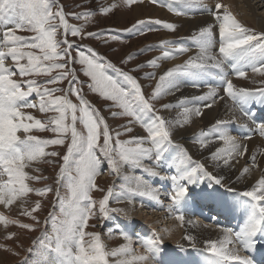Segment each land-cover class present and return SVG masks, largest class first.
<instances>
[{
	"label": "snow or ice",
	"instance_id": "1",
	"mask_svg": "<svg viewBox=\"0 0 264 264\" xmlns=\"http://www.w3.org/2000/svg\"><path fill=\"white\" fill-rule=\"evenodd\" d=\"M121 2L130 7L142 0H121ZM152 2L158 3L159 0ZM175 3L195 6L202 4L203 0H175ZM119 6L114 0L108 6H101L98 11L107 14ZM54 8L57 10L53 11ZM168 10L177 16L187 15L186 11L171 5L168 6ZM206 11L211 13L219 30V56L212 52L214 25L200 27L188 38L196 48L195 56H189L183 64L169 68L160 74L158 79L155 72L145 74L147 79H156L151 96L146 97L136 77L130 72L123 71L94 49L89 47L85 50H77L75 57L71 54L75 45L68 40V35L79 36L81 39L109 36L115 41L120 38L117 33L111 30L85 33L82 26L77 27L68 22L59 0H0V24L5 25L0 39V205L7 208L30 192L42 196L53 191L50 187L40 189L30 187L29 181H39L42 177L32 175L26 169L31 167L33 162H39L47 156H57V152H47L46 148L54 145L64 146L67 141L57 184L66 188L68 195L62 197L59 188L55 192L63 219L57 220L54 213L49 214L53 223V235L46 237L48 245L45 252L48 255L38 264H139L150 258L146 255H135L129 244L108 250L102 243L99 233H86L84 229L88 226V220L95 214L94 209L97 204L92 199L91 192L94 189L103 191L98 189L95 178L100 173L104 160L114 173L119 172L124 165L143 168V160L146 158H154L159 162L163 153L167 151V146L173 144V128L189 123L193 116L203 115L200 107L187 106L190 101H203L204 108H211L216 99H223L217 95L214 86L208 85L209 90L206 93L191 98L181 97L175 105L163 104L162 109L172 107L181 109L175 118L165 119L158 114L151 101L179 91L181 77H190L193 80V87L197 89L201 87L200 84L195 83L198 80L205 77L218 79L224 85L226 96L233 102V109H238L241 115L255 124L261 135H264V120H255L254 113L246 108L252 101L264 103V86L257 89L236 88L232 80L226 79L225 72V67L230 66L235 76L246 78V70L250 68L252 72L264 76V32L257 33L245 27L219 0L212 9ZM93 14L91 10L71 13L77 20L82 17L89 18ZM9 24H13L14 28H7ZM146 24L159 25L169 31H175L177 28L175 23L159 19L154 21L141 19L124 31H138L140 34L152 31L150 27H142ZM61 29L62 38L58 39ZM16 30H28L34 35L30 38L21 37L15 34ZM105 42L107 43V40ZM157 47L161 49L160 56L154 57L146 64L137 65L131 71H139L145 66L159 68V61L175 59L177 55L191 50L183 43L176 45L175 41L169 40L161 41ZM25 49L30 50L25 51ZM8 59H11L14 67L6 64ZM126 59L130 60L132 56ZM22 61L26 62L22 63ZM75 63L81 65V71L89 78L88 88L112 102L109 110L113 117L131 118L122 126L123 131L132 132L131 125L136 123L144 129L147 136H134L128 140H121L119 137L122 133L117 131L115 139L113 138L105 118L85 99L82 89L76 87L81 82L76 76L75 68L69 67L70 64ZM110 72L116 75H111ZM17 74L22 78L46 76L47 79L42 84L36 79L18 81L13 78ZM65 80L69 83L67 90L44 86L62 83ZM261 84L264 85V80ZM56 92L65 94L56 96L54 95ZM33 94L39 98L38 107L41 112L56 113L49 117L46 123L22 111L23 108L37 107L28 100ZM70 95H75L79 103H74ZM112 108H119L120 111H112ZM234 123V118L218 119L208 129L197 134L195 142L202 148L212 140L223 142V147H218L211 153L213 161L222 160L225 165H230V161L235 157H243L247 154V145H242L230 134V126ZM78 124L83 126L84 131L78 129ZM244 127L247 128L248 125ZM34 129L51 131L54 136L48 139L39 138L30 134ZM21 132L24 135H18ZM174 146L179 150L173 157L177 175L169 177L174 185L175 195L171 197L174 205H178L188 192V188L179 181H187L195 185L207 177L209 188L224 187L221 177L214 176L203 164L193 161L192 156L181 145ZM97 152L100 155H97ZM259 154L264 155V152ZM256 157L257 153H252L251 162L254 166H258ZM192 164H195V167H192ZM143 170L152 176L158 175L153 169ZM248 171L247 167L243 169L244 173ZM124 179L125 187L122 191L115 192L113 187H109L107 193L99 200L98 211L102 214V218L109 219L110 213L123 211L119 208H110V198L117 203L122 202L123 199L131 202V196L137 194L158 199L146 182L132 178L136 181L135 187H126L131 180L127 176ZM227 191L233 190L228 188ZM239 195L249 198L248 201L243 202L247 210L243 226L234 234L235 241L226 236L219 245L216 241L205 242V250L209 254L206 264H233V262L252 264L248 257L237 255L234 250H229L227 245L237 242L248 250L254 246L253 238L257 234L264 235V176H261L250 190L243 191ZM39 207L40 204L37 202L32 211H37ZM24 214L31 215V212ZM176 219L183 222L185 214L179 212ZM0 222L15 223L3 214H0ZM21 226L31 230L30 225ZM121 235L125 241L131 239L127 233L122 232ZM86 236L90 237L87 241ZM157 243L156 239H146L144 247L148 253L155 254L158 250ZM29 251L31 252L32 249ZM110 257L114 259L110 260Z\"/></svg>",
	"mask_w": 264,
	"mask_h": 264
},
{
	"label": "rangeland",
	"instance_id": "2",
	"mask_svg": "<svg viewBox=\"0 0 264 264\" xmlns=\"http://www.w3.org/2000/svg\"><path fill=\"white\" fill-rule=\"evenodd\" d=\"M113 2L114 0H59V4L62 5L63 7V11L65 13L66 19L71 25H75L77 27L82 26L83 31L85 33L98 32L102 30H111L112 32L117 33L120 37L118 40L113 41L110 39L109 36H100L99 38L87 37L81 39L79 36L68 35L67 37L68 40L73 42V44L75 45V47L72 49L71 54L72 56L75 57L77 56V50H85L86 48L89 47L94 49L97 53L104 56L107 60L111 61L117 67L121 68L125 72H130L131 75L136 77V79L138 80V82L140 83L143 89L144 95L146 97H150L155 87L156 79H147L145 78V74L155 72L156 76L158 75L157 76L158 79L159 75L167 71L169 68L162 72H160L158 68H152L148 66H145L139 71H135V72H132L131 70L134 69L139 64H146L147 61L153 59L154 57L160 56L161 49L157 46L161 43V41L164 40L175 41L176 45H179V43L186 44L187 46L190 47L191 49L190 51H196V48L194 45L191 44L190 40L188 39L190 36H178L179 33H176V31H169L164 29L162 26L155 24H146L142 26L144 28L150 27L153 29L152 31H145L143 34H140L138 31L136 32L124 31L125 29L129 28L132 24H134L137 20L151 19L154 21L156 19H159L157 17L146 18L144 16V12L147 11L150 7L153 8L154 6L166 11L165 7L160 4V0H159L160 5L158 3H153L152 0H142V2L132 5L130 7L125 6L121 2V0H115V2H117L120 5L119 7L115 8L114 10H112L107 14H101L98 11V9L101 6H108ZM172 2L174 3L173 7L181 8L182 10L187 12V15H181V16L196 17V18L210 17L211 21H213V24H215L211 13L209 11H206V9L208 8L212 9L218 1L217 2L215 1L212 5L207 3H202L199 5H195L193 7L175 3V0H172ZM219 2L223 3V1L221 0ZM146 4L149 6V8H147ZM144 6L146 7V9H144ZM133 8L139 9L140 11L139 12L140 16L134 22L132 21L131 18V15L133 13L132 12ZM56 10H57L56 8L53 9V11ZM89 10L93 11L94 13L89 18L82 17L81 19L77 20L73 18V16L71 15V13H82L84 11H89ZM200 11H202L203 13ZM259 12L261 11L259 10L258 13ZM170 15L177 16L172 12H170ZM161 21H165V20L162 19ZM250 24L251 26L248 25L247 26L248 28L254 27L255 29L256 28L258 29L256 25H253L252 23ZM7 28H14V25L9 24L7 25ZM215 28L217 30L213 32V35L219 37L218 27L215 26ZM4 30H5V25L0 24L1 36ZM252 31L259 33L257 30H252ZM62 33L63 30L61 29L60 33L58 34V39L62 38ZM15 34L25 38H30L34 35L33 32L28 30H16ZM212 38L214 42H219V40L215 39L214 37ZM106 40L107 43L105 42ZM29 50L30 49H25V51H29ZM190 51L181 55H177L176 58L185 55L186 56L185 60H187L188 57L191 55ZM128 56H132V59L127 60L126 58ZM23 62L26 61H22V63ZM179 64L181 63H178L177 65ZM10 65L13 66L12 61L10 62ZM174 66H171V68ZM69 67L75 68L76 76L81 82L77 84L76 87L82 89V95L85 97V99H87L90 102V104L93 105L96 109H98L99 112L103 115V117L105 118V120L109 125V128L113 134L114 139H115V133L117 131H120L122 133L121 136L119 137V139L121 140H128L130 137H134V136H147V133L144 131V129L139 124L136 123H133L131 125L132 132L130 133L124 132L122 126L125 125L128 122V120L131 118L127 116L113 117L111 115V111L109 110L110 106L112 105V102L105 100L98 93L93 92L88 88L87 85L90 81L89 78L86 77L81 71V65L79 63H75V64H70ZM110 74L114 76L116 75L115 73H111V72ZM248 74H255V73H247V75ZM13 78L18 81H23L24 79H36L38 82H41V84L44 80L47 79L46 76H33V77L22 78L19 76V74H17ZM231 80L234 81L233 79ZM44 86L49 88L59 87L67 90L69 87V83L68 80H65L62 83H57L54 85H44ZM64 94H65L64 92L54 93V95L56 96H60ZM70 99L74 103H79L75 95H70ZM28 100L31 103L35 102L34 104H36L37 107L23 108L22 111L31 114L36 119H40L41 121H44L46 123L49 117L56 115V113L54 112H46V113L41 112L38 107L39 98L35 94L28 97ZM161 101L162 100H160L159 102L157 100H153L151 102L153 103V106L158 110L164 104V102ZM192 102L194 103L195 101ZM111 110L117 112L120 111L119 108H112ZM257 116L260 118V121L264 120V115H257ZM232 119L233 118L229 120ZM235 123L240 124L238 117L235 118ZM77 127L81 131H84L82 125L78 124ZM30 134L35 135L42 139H48L54 136V134L51 131H47V130L40 131L34 129ZM230 134L235 136L237 139L238 137L236 134L239 135L240 132L234 127V125H231ZM18 135H24V134L21 132L18 133ZM245 135L248 138L250 137V140H253V138H258L260 136V134H256L254 131H250V132L248 131V134L245 133ZM221 142L222 141L219 142L220 143L219 145H222L223 142L222 143ZM101 143H102V138H101ZM66 144L64 146H59V145L48 146L46 148L47 152H57L58 155L47 156L39 162H33L32 166L26 169V171L28 170V172L32 175L42 177V179H40L39 181H29L28 183L30 187L34 189L50 187L53 189V191L48 192L42 196L37 195L35 192H30L26 197H23L25 200L23 202L24 208H22L19 211H16L14 208L8 207L6 208V210H4L8 212L4 216H6L9 220H11V218H9V216H11L14 219H17L15 221H21V223L15 222V223L6 224L4 235L0 236V254H2L1 264H26V262L30 259V257L33 256V253H35L36 249L39 251L41 250L45 251V248L48 245V239H46V237H51L53 235V223L49 217V214L54 213L57 220L63 219L60 213V205L55 195V192L56 189L59 188V192L62 197H66L68 195L67 189L57 184V176L59 174L60 166L63 163L62 156L66 152ZM167 148L169 151L167 150L166 152L163 153L160 162L153 161L155 160L154 158L153 159L147 158L149 159V162L145 163L143 168H132L128 165H124L123 167L120 168L119 172L117 173H114L112 169L108 167L107 161L104 160V163L101 165L100 173L95 178V183L98 186V189H103V191L94 189L91 192L92 199L96 201L97 204H96V209H94L95 214L88 220V226L84 229V231L86 233H99L102 243L106 246L108 250H111L119 247L124 243L126 244V241L123 239L120 231H118V229L115 228L116 226L113 227L111 224H109L110 222H112L110 221L112 218L109 219L102 218V214L99 213L98 211L99 200L102 199V197L105 195L109 187H113L115 190H117V192L122 191L123 187H125L124 178L126 177V173H122L124 169H126V171L129 173V177L138 178V179L140 178L141 182H146L151 187V189L153 188L152 190L153 192H155L154 195L155 197L158 198L157 200L150 199L147 196L145 197L140 196L138 194L131 199V201L135 205V213H136L135 215L138 217L136 216H134L135 218L132 217L131 213L133 212L131 211H129L130 216L127 217L124 212L110 213L111 216L115 218L123 219L125 223L129 224V229H131L129 231V237L130 238L132 237L130 239L131 242L129 240V245L133 250V253L135 255H147L150 257V259L147 260L148 262L141 261L139 262V264H151V263L181 264V259L178 257L179 255H185L188 257H195V258L197 257L199 258L201 255H204L209 258L208 252L203 248L197 249L195 247L186 246L185 248L187 249H183V250L180 249L181 251H184V254L181 251H177L178 250L177 248H179L177 245L180 244V238L183 232V224L181 221L176 219V215L179 212H181L182 203L184 201L185 204H187V202L191 200L189 204L191 205L193 210H190V207L188 206L189 204L186 205L187 206L186 209L187 211L190 210L189 212L191 211L194 212V214H192L193 220L195 221L197 220L199 221V223L205 224L210 227L212 226L213 228H217V229L219 228L221 231L225 232L222 241H224L226 236H229L230 238L233 239V241H235L234 234L238 232L240 228L243 226V222L246 219V215H247V210L243 206V202L248 201L249 199L247 197H242L239 195L245 190L243 189L240 190V187H238V185L225 186V187L214 186L212 188H209L208 187L209 180L207 177H204L201 183L195 185L189 184L187 181H179L180 184L188 188V192L185 195V197L181 199V202L178 205H174L171 199V197L175 195L174 185L169 177H171L172 175L173 176L177 175V169L174 165H172L171 162H173V157L177 155L179 150L173 144L168 145ZM97 155H100L99 152H97ZM101 159L103 160L104 158L101 156ZM164 160L167 161L164 163ZM151 161H153V163H151ZM193 161H197V160L193 159ZM246 165L252 167V162ZM147 166L148 169H153L156 173H158V175L152 176L148 172L144 171L143 169L147 168ZM192 167H195V164H193ZM254 167L257 168V166ZM34 169H38V170H34ZM161 178L164 179L162 180ZM228 188H231L233 191H227ZM37 202H39L40 204L39 209L37 211H32V209L35 208ZM122 204L123 205L113 204V206L111 205L109 207L119 208L124 211L127 205L125 203ZM196 208H199V210H197ZM25 212H31V215H25L24 214ZM137 212H139V214H137ZM143 212L144 214H142ZM33 217H35V219H33ZM140 217H143L142 220L145 222V224L143 221L139 220ZM154 220L156 222L158 221L159 222L156 223ZM150 221L153 222L151 223ZM21 225H30L31 230L22 227ZM138 225L145 227L144 230L145 234L142 235V239L145 238L146 236V239H156L158 241L156 245L158 250L155 252V254L158 251H161L162 253L165 254L169 253L168 263H163L158 261L153 262L154 259H152V256L154 254H148V252L146 251L143 245L144 242L143 241L140 242L141 237L139 238V236H137L139 234ZM154 225H156V227ZM166 229L169 230V234L173 236L178 235V238L176 237L178 240L174 245L168 246L166 245L167 243H165L164 245L163 234L167 231ZM144 232H142V234ZM89 239L90 237L87 236L85 237L86 241ZM253 239L255 241L254 246L248 250H245V248L237 242L227 245V248L229 250H234L237 255L248 257L252 261V264L253 263L257 264V260L259 259V256L264 257V245H262L264 235L257 234ZM120 240H122V242ZM140 243L142 244L143 247L142 246L140 247L141 245ZM30 249H32L31 252L29 251ZM44 253L46 254V252ZM175 254H177V256L174 258ZM36 257L38 258L41 256L37 254ZM109 259L112 260L114 258L110 257ZM202 262L206 264L204 260H202ZM233 264H236V262H233Z\"/></svg>",
	"mask_w": 264,
	"mask_h": 264
},
{
	"label": "bare ground",
	"instance_id": "3",
	"mask_svg": "<svg viewBox=\"0 0 264 264\" xmlns=\"http://www.w3.org/2000/svg\"><path fill=\"white\" fill-rule=\"evenodd\" d=\"M215 1L217 2L218 0H206V1L203 0V3H207V4L212 5ZM221 1H223V4H225L228 7L229 11H231L236 16V18L245 27H247L248 25L251 26L250 23H252L253 25H256L258 27V29L257 28L255 29L254 27L253 28L247 27L248 29L257 30L259 33L264 32V0H242V1H240V0H221ZM158 4H159V2H158ZM160 4L165 7L166 11L163 9H160L158 7H155V6L153 8H151V7L149 8V6L146 4L147 8H149V9L144 12V16L146 18L147 17H157L161 20L163 19L167 22L175 23L177 25V28L175 31H176V33H179V35L177 34L178 36H191L193 31L198 30L200 27L206 26L208 24H213V21H211L210 17L196 18V17H184V16H171L170 12L167 9H168L169 5H171L173 7L174 3L172 2V0H168V1L167 0H160ZM195 8H197V7H195ZM144 9H146L145 6H144ZM132 10H133L132 11L133 13L131 15V18H132V21L134 22L140 16V14H139L140 11H139V9H134V8ZM259 10L261 12L258 13ZM200 12H202V11H200ZM213 25H215V24H213ZM216 30L217 29L214 26L213 32H215ZM213 37L215 39L219 40V37H216L214 35H213ZM182 38H184V37H182ZM0 39H2L1 35H0ZM156 40H158V39H156ZM212 40H213V38H212ZM218 47H219V42H214V40H213L212 52L214 55H217V56H219ZM190 52H191L190 53L191 55H194V56L196 55V51H190ZM185 58H186V56L183 55V56L177 57L175 59L161 60V61H159L160 67L158 69L160 70V72H162L164 70H167L168 68H171V66L177 65L178 63L182 64V62L185 61ZM6 61H7L6 64L11 66L10 65L11 59H8ZM213 71L215 72L216 70H213ZM246 71H247V73H254L251 71L250 68L247 69ZM225 72L227 73L226 79H230V80L233 79L234 81H232V82L236 86V88L257 89V88L264 86L261 84V81L264 80V76H262L260 73L248 74L246 76V78H238L237 76H235V74L233 73V70L231 69L230 66L225 67ZM195 83L200 84L201 87L199 89H197L196 87H193V80L190 77H181L179 79V89L180 90L174 92V94L164 95V96L158 98L157 101L159 102L160 100H162L164 102V104L175 105L177 103V101H179L181 99V97L191 98L193 96H197V95H201L203 93H206L209 90L208 85L214 86L217 90V95L219 97H223V99H216L215 103L212 104L211 108H204L203 104L205 102H203V101H195L194 103L192 101H190V103L187 106L193 107V108L194 107H200L202 112H203V115L200 117L193 116L189 123L184 124L182 127L173 128V130H172L173 131V135H172L173 145H176V144L181 145L183 147V149L187 150V153L189 155H191L194 160H197L199 163L203 164L205 166V169L208 172H211L214 176L221 177L224 187L225 186L238 185V187H240V190L241 189H243L245 191L250 190L256 184V182L261 178V176H264V155L259 154V153L264 152V135H261L258 127L255 124H252L251 121H248L243 115H241V113L239 112L238 109H233V102L231 101V99H229L226 96V94L223 90L224 85L218 79L213 78V77H205L202 80L196 81ZM208 102L211 103V101H208ZM246 108L248 111L254 113V118L257 121H260V118L257 115H264V103L252 101L250 104H248L246 106ZM180 111H181V109L177 108V107H172L169 109H162V107H160L158 109V114L160 116L164 117L165 119H172V118H175ZM237 117L239 118L240 124L234 123L232 125H234V127L240 132L239 135L236 134L238 137L237 141L239 143H241L242 145H247V149H248L247 154L243 157H235L232 161H230V165H225L222 160L221 161H213L211 159V153L215 152V150L218 147H223V143L221 142L222 145H219L220 141L212 140L211 143H209L206 147L202 148L199 143L195 142L197 134L202 130L208 129L218 119L229 120L231 118L235 119ZM246 124L248 125L247 128L244 127V125H246ZM248 131L249 132L254 131L256 134H260V136L258 138H253V140H250V137L248 138L245 135V133L248 134ZM167 150H168V148H167ZM254 152L257 153V157H256V164L258 165L257 168H255L253 166V164H252V167H250L249 165H246L248 163H251V155ZM153 161H155V160H153ZM153 161H151V163H153ZM166 161L167 160H164V163ZM148 162H149V159H147V158L144 159L143 160V166L145 165V163H148ZM171 163L173 165V162H171ZM245 167H247L249 169V171L247 173L243 172V169ZM147 168H148V166H147ZM122 173H126V176L129 177V173L126 171V169H124V171H122ZM129 178L131 180V183H129L127 185V187H129V186L135 187L136 181L132 180V177H129ZM139 180H140V178H139ZM115 192H117V190H115ZM153 193L155 194V192H153ZM157 194H156V196H157ZM133 197H135V195L131 196V199ZM139 198H140V196H139ZM150 199H152V198H150ZM24 201L25 200L22 197V198L16 200L12 205H9L8 207L14 208L16 211H19L22 208H24V205H23ZM122 203H125L127 205L126 209H124V211H122L126 214V217L130 216L129 211L133 212V213H131L132 217L136 216L135 215L136 214L135 213V205L132 201L129 202L128 199H123L122 202L117 203L115 200L110 198L109 206H111V205L113 206V204L123 205ZM188 206L190 207V210H193L190 204ZM186 208H187V206H186L185 201H184L182 203L181 212L185 214V220L182 222L183 232H182V235L180 238V244L177 245L179 247V248H177L178 249L177 251L187 249V248H185L186 246L195 247L197 249L198 248L206 249L205 242L209 241V240L216 241L217 244L222 242L225 232L221 231L219 228L218 229L213 228L212 226L210 227V226H207L205 224L199 223V221H197V220L196 221L193 220L192 214H194V212L193 211L189 212L190 210L187 211ZM196 209L199 210V208H196ZM4 210H6V208L3 205H0V214L5 215L8 213L7 211H4ZM137 214H139V212H137ZM142 214H144V212ZM136 217H138V216H136ZM9 218H11V220H14V221L17 220L11 216H9ZM111 218L112 219L110 221H112V222H110L109 224H111L113 227L116 226L115 228L118 229V231H120V233H122V232L127 233L129 236V231L131 230V229H129V224L125 223V221L123 219L115 218L113 216H111ZM123 218H124V216H123ZM142 219H143V217H140L139 220L143 221ZM127 220H129V219H127ZM15 222L21 223V221H15ZM158 222H156V223H158ZM144 224H145V222H144ZM5 226H6V224L0 222V236L4 235V233H5L4 230L6 228ZM150 226H151V224H150ZM154 226L156 227V225H154ZM144 230H145L144 226L138 227L139 234L137 236H139V238L141 237L140 242L141 241L144 242V240L146 239V236H145V238L142 239V235L145 234ZM142 232H144V233L142 234ZM177 234H179V233H177ZM163 235H164V238H163L164 245H165V243H167L166 245H168V246L174 245L178 240L177 239L178 235L173 236V235L169 234V230H167ZM160 236H162V235H160ZM189 237L191 239H189ZM139 238H137V239H139ZM120 241L122 242V240H120ZM130 242H131V240H130ZM126 244H129V241H126ZM141 246H142V244L140 245V247ZM253 249H255V248H253ZM135 250H138V249H135ZM43 251L42 250L39 251L36 249L35 253H33V256L30 257V259L26 262V264H38V262L43 257L48 255V253L45 254L44 253L45 251L44 252ZM181 252L184 254V251H181ZM37 254H39L41 257L37 258L36 257ZM148 254H151V253H148ZM250 255H251V253H250ZM176 256H177V254L174 255V258ZM178 257L181 259V264H204L202 262L203 259H201V258L197 259L198 257L197 258L188 257L185 255H180ZM152 259H154L153 262L158 261V262L168 263L169 253L165 254V253H162L161 251H158L156 254H154L152 256ZM1 263H2V254H0V264ZM253 264H255V263H253Z\"/></svg>",
	"mask_w": 264,
	"mask_h": 264
}]
</instances>
